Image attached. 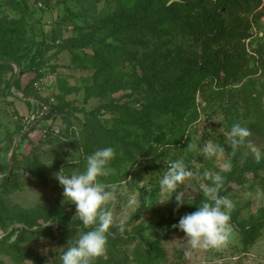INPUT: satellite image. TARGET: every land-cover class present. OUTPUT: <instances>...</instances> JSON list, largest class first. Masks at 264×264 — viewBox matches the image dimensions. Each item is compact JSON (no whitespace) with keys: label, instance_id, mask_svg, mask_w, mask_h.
<instances>
[{"label":"rangeland","instance_id":"1","mask_svg":"<svg viewBox=\"0 0 264 264\" xmlns=\"http://www.w3.org/2000/svg\"><path fill=\"white\" fill-rule=\"evenodd\" d=\"M36 1L0 0V29L21 49L17 64H0V163L11 137L7 158L25 145L10 176L3 181L0 174V264H61L69 242L93 226L76 216L55 175L62 168L83 170L82 156L107 146L117 154L112 174L102 179L118 188L106 205L113 216L106 251L93 264H264V160L258 163L247 143L233 150L227 135L234 123L246 124L251 144L264 151V0H250L257 5L251 4V14L228 24L234 39L211 54L183 19L165 12L181 0ZM229 42L241 43L230 55L224 53ZM33 54L39 56L34 64ZM208 54L230 56L226 83L206 78L211 84L196 91L195 113L186 115L187 103L177 121L163 122L157 108L170 107L162 90L189 67L177 56ZM145 110L156 116L154 133L160 134L152 151L141 127ZM208 143L221 145L223 155L209 156ZM188 144L195 147L186 150ZM139 145L147 155L129 157ZM77 158L80 164L69 163ZM178 159L194 173L178 189L185 193L179 208L159 184ZM224 159L232 165L222 173L220 192L234 203L230 238L219 249L194 248L174 226L206 198L211 182L203 173L219 171ZM132 195L139 207L130 205Z\"/></svg>","mask_w":264,"mask_h":264},{"label":"clouds","instance_id":"2","mask_svg":"<svg viewBox=\"0 0 264 264\" xmlns=\"http://www.w3.org/2000/svg\"><path fill=\"white\" fill-rule=\"evenodd\" d=\"M227 135L233 150L247 143L254 159L258 163L264 160V151L251 144L250 130L246 124L234 123ZM193 147L195 145L188 144L186 150ZM203 150L209 156L224 153V148L215 143H208ZM116 154L113 146L98 148L91 155L82 156L83 170L65 173V168H62L55 175L63 187L65 201L75 204L76 216L83 225L93 226L80 234L77 240L69 242L61 255V264H93L96 258L105 254L107 234L113 225L112 213L106 209V205L114 198L118 185L105 182L102 178L112 174L110 164ZM69 163L76 166L80 164V158L69 160ZM231 166V160L224 159L219 171L203 173L205 179L211 182L205 186L206 198L196 204L195 211L182 216L174 226L185 234L194 248L219 249L230 238L232 226L229 219L234 203L228 196L220 195V192L224 187L222 173L231 171ZM193 175L184 160L178 159L170 163L159 181L161 191L171 194V198L175 195L177 208L185 202V193L178 189ZM129 203L139 207L141 201L138 195H132Z\"/></svg>","mask_w":264,"mask_h":264},{"label":"trees","instance_id":"3","mask_svg":"<svg viewBox=\"0 0 264 264\" xmlns=\"http://www.w3.org/2000/svg\"><path fill=\"white\" fill-rule=\"evenodd\" d=\"M146 2L147 4L144 5H148L149 0H146ZM36 3H39V0H37ZM251 4L257 6L256 3H253L250 0H181L179 2L172 3L170 6H168L169 8H167L165 12L170 13L174 18L183 19L185 21V24L189 26L188 30L190 32L193 31L191 35L193 36V39L195 41H198L200 43L203 52H209L211 54V52L216 49H221L222 51L224 42L227 40H230L231 42L234 39L232 37H229L228 35V24L229 22L237 24L246 19L247 17L244 16L251 14ZM164 5L166 4H163L162 6ZM251 16L254 17L255 15ZM257 16L259 17L260 14H257ZM261 16L263 17V15ZM131 17L134 18V16ZM5 31H8V29H0V64H17L18 62L16 60V55L18 54V52H21V49L16 48V43L9 40V37L7 35L8 32L6 33ZM215 45L218 47L214 48L213 46ZM229 45L231 47L228 48L224 53L230 55L232 50H238L241 43L235 45H231L230 43ZM210 54H208L205 58L203 55V57L201 56L200 59L193 58V60L177 56V60L180 59V62H178L179 64L188 63L189 67L185 70L184 73L179 75L176 81L168 83V88L162 90L164 99L166 100L165 104L170 107V110H168L164 106H160L157 108V110H159V116L164 118L163 122L172 124L174 121H177L183 115L184 112L181 110L187 107V103H190L192 106L190 112H187L186 115L190 116L195 113V111L193 110V106L195 103L194 101L196 91H203L207 85L211 84V81H209L206 85V78L211 77L212 79H216V84L218 85H224L226 83L224 81H221V79L225 80L229 76L227 74L226 63H228V65L230 66L232 65L230 56H222L216 59L212 58V56L210 58ZM238 55V53H234V57L236 59H239L237 58L239 57ZM25 56L26 55H22L21 57ZM37 57L39 56L33 54L31 58L32 64L35 63ZM166 57L169 58V55H166ZM172 59H176V56H173ZM203 59H205V63H201ZM221 72L224 73L223 78L220 76ZM248 72H250V70H248ZM17 84L18 82L16 81L13 85L16 86ZM145 107L146 104L144 106L142 105L139 109L140 112H142L141 109ZM148 109L152 113V110L150 108ZM149 110H145V114L143 117H140V120L142 129H145L144 133H147L146 142L149 143V146L146 149L152 151L154 147H160L161 141H159L160 134L154 133L153 125L156 116L154 117L149 115ZM56 111L57 110L52 109L47 113L54 114ZM46 119H48V117H46ZM34 130L35 129L29 131V133L28 131H26L28 134L21 137L23 138V141H25L26 138H29ZM12 145L13 138L11 137L8 140V146L5 148V152L0 163V174L3 175V181L6 180L7 177H9L12 173H8L9 158H7V154ZM24 149L25 145L23 144V142L16 146L14 152L11 155L13 156V164L17 159V152L22 153L24 152ZM143 149L144 148L139 145V149H137V151L135 150L136 152H132L133 154L130 153L128 156L131 158L135 155L137 157L143 155L146 156L147 154H142ZM61 222L62 221L58 218L57 225H59L58 227L60 228ZM82 228L86 229L87 227L82 226Z\"/></svg>","mask_w":264,"mask_h":264},{"label":"water","instance_id":"4","mask_svg":"<svg viewBox=\"0 0 264 264\" xmlns=\"http://www.w3.org/2000/svg\"><path fill=\"white\" fill-rule=\"evenodd\" d=\"M14 80H15V78H14ZM12 166H13V156H11L9 159V170H8L9 174L12 172Z\"/></svg>","mask_w":264,"mask_h":264}]
</instances>
